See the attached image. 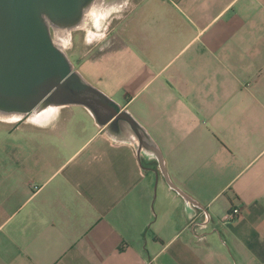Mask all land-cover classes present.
I'll return each mask as SVG.
<instances>
[{
    "label": "crops",
    "instance_id": "obj_1",
    "mask_svg": "<svg viewBox=\"0 0 264 264\" xmlns=\"http://www.w3.org/2000/svg\"><path fill=\"white\" fill-rule=\"evenodd\" d=\"M123 3L74 66L137 132L48 101L0 119V264H264V0Z\"/></svg>",
    "mask_w": 264,
    "mask_h": 264
},
{
    "label": "water",
    "instance_id": "obj_2",
    "mask_svg": "<svg viewBox=\"0 0 264 264\" xmlns=\"http://www.w3.org/2000/svg\"><path fill=\"white\" fill-rule=\"evenodd\" d=\"M92 1L0 0V111L30 114L48 101L82 105L102 119L104 108L112 117L127 120L137 132L126 114L108 105V99L81 78L54 44L51 27L79 23ZM140 142L158 155L162 166L159 152L141 137Z\"/></svg>",
    "mask_w": 264,
    "mask_h": 264
},
{
    "label": "rangeland",
    "instance_id": "obj_3",
    "mask_svg": "<svg viewBox=\"0 0 264 264\" xmlns=\"http://www.w3.org/2000/svg\"><path fill=\"white\" fill-rule=\"evenodd\" d=\"M123 1L119 0L120 4L106 7L101 17H96L92 12H89L85 28L72 32L71 43L66 46L64 53L73 66L78 65V61L85 59L88 54L93 59L100 56L103 50L108 48L109 41L117 36L118 23L124 15ZM91 4L89 3L88 7ZM51 35L53 39L56 36L54 27H51Z\"/></svg>",
    "mask_w": 264,
    "mask_h": 264
},
{
    "label": "bare ground",
    "instance_id": "obj_4",
    "mask_svg": "<svg viewBox=\"0 0 264 264\" xmlns=\"http://www.w3.org/2000/svg\"><path fill=\"white\" fill-rule=\"evenodd\" d=\"M92 4L87 6L84 10L83 17L81 21L74 26L71 27H61V26H54V30L56 33L55 38L53 39L55 46H57L59 49H61L63 52L66 49V46L71 43L72 39V32L76 30H80L85 28L88 20V13L92 12V14L96 17H101L103 15V12H105L106 7H110L111 5H118L120 4L119 0H93L91 2ZM44 104V103H42ZM49 105V104H48ZM44 104V108L48 106ZM39 111V110H37ZM23 116V114L20 113H6L4 111H0V119L1 120H16L17 118H20Z\"/></svg>",
    "mask_w": 264,
    "mask_h": 264
},
{
    "label": "built area",
    "instance_id": "obj_5",
    "mask_svg": "<svg viewBox=\"0 0 264 264\" xmlns=\"http://www.w3.org/2000/svg\"><path fill=\"white\" fill-rule=\"evenodd\" d=\"M242 217V209L241 208H233L232 210L228 211L222 218L223 224H229L231 222L237 221ZM210 217L206 216L204 221L201 224V229H205L209 224Z\"/></svg>",
    "mask_w": 264,
    "mask_h": 264
}]
</instances>
